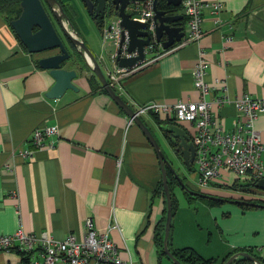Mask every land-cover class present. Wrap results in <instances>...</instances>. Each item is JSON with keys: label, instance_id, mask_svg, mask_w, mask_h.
<instances>
[{"label": "crops", "instance_id": "crops-1", "mask_svg": "<svg viewBox=\"0 0 264 264\" xmlns=\"http://www.w3.org/2000/svg\"><path fill=\"white\" fill-rule=\"evenodd\" d=\"M61 1L73 5L74 15L82 8L90 18L81 1ZM201 1L218 3L221 8H203L200 38L186 42L184 36L167 49L161 46L165 53L154 60L146 54L149 61L123 78L118 92L130 107L195 101L199 92L193 86L192 70L201 53L205 81L220 86L206 100L212 95L225 98L211 112L229 132L238 121L237 98L243 94L264 98V0ZM174 13L183 15L180 7ZM181 23L187 29L184 16ZM74 25L92 52L95 39L105 46L104 51L113 49L108 42L103 44L94 24L89 41ZM227 37L231 38L228 42ZM71 55L64 66L77 72L73 81L77 90H66L58 99L47 98L45 92L53 80L36 64L40 55L25 50L0 13V235L21 229L53 240L72 233L80 240L84 222L91 216L95 230L108 234L122 259L134 264H170L159 257L155 238L166 213L165 198L158 190L161 172L156 153L108 94L99 86L91 88V71L78 54ZM108 55L104 59L99 52L96 58L100 64L107 62L111 70ZM142 120L154 125L174 121L190 140L194 132L191 124L170 118L146 116ZM51 126L56 127V134L45 135L42 147L34 148L32 130ZM254 127L264 147V113ZM26 149L34 150L31 158L19 153ZM180 169L186 173L182 163ZM229 174L211 186L217 189L215 193L197 191L206 197L188 199L182 190V197L173 191L171 248L191 249L204 259L218 260L251 248L264 260V207L245 205L264 204V191H242L247 194L239 197L218 193L232 188L236 178ZM22 259L15 248L0 251V264Z\"/></svg>", "mask_w": 264, "mask_h": 264}, {"label": "built area", "instance_id": "built-area-1", "mask_svg": "<svg viewBox=\"0 0 264 264\" xmlns=\"http://www.w3.org/2000/svg\"><path fill=\"white\" fill-rule=\"evenodd\" d=\"M127 8L131 18L147 23L150 41L144 47L145 57L136 61L130 67H118L114 61L118 56H136L137 51H127L128 36L123 30L117 17L105 22L102 28V42L113 46L110 59L113 68H106L107 81L113 87H119L123 78L136 72L145 65L149 59L146 54H152L151 59L161 57L165 52L155 39L152 16V0H146ZM209 8L217 11L221 8L218 3L205 4L201 0H181L180 8L186 19L185 41L190 42L200 38L202 10ZM122 32L124 40L120 43ZM231 38L227 37L226 41ZM206 75L205 60L200 53L192 70L193 86L199 92L195 101L177 100L172 103L148 102L143 105H133L134 115L140 118L155 116L157 118H170L177 122H186L193 126L194 132L191 142L194 146V160L191 165L196 173L194 185L200 188L211 187L224 174H233L235 182L256 183L264 175V162L261 153L264 147L254 123L261 113H264V98H256L243 94L234 101L238 112V121L231 131H225L223 122L211 112L213 106L219 107L226 101L222 96H213L206 100L216 88L210 86L204 79ZM129 123L132 118H128ZM57 129L51 127H36L32 130L30 140L34 148L42 147L45 135L56 134ZM52 145V144H51ZM24 158H31L34 150H20ZM197 166V169L196 167ZM234 182V183H235ZM237 186L235 190H240ZM247 188V187H245ZM201 190V189H200ZM15 248L24 254L27 260L16 264H134L131 259H122L118 248L107 233H98L93 225V218L87 217L84 222V235L77 240L70 233L62 240H53L45 234L36 236L18 229L12 234L0 235V251Z\"/></svg>", "mask_w": 264, "mask_h": 264}, {"label": "water", "instance_id": "water-1", "mask_svg": "<svg viewBox=\"0 0 264 264\" xmlns=\"http://www.w3.org/2000/svg\"><path fill=\"white\" fill-rule=\"evenodd\" d=\"M79 1H81L90 16L92 14H104L106 12V7H112L115 13L111 17L120 19L119 25L127 32L128 36L127 51H137L138 54L129 58L118 56L114 61L115 65L118 67H130L136 61L144 59V47L147 46L150 41L149 31L147 30L148 24L131 18L132 14L127 11V8L134 5L139 6L138 3L146 0ZM164 3L167 9L159 8L158 0H152V16L150 18V23L153 25L155 39L164 49H167L184 37L186 29L181 23L183 15L174 13L177 7L180 6L181 0H164ZM20 8V15L16 19L11 20L9 24L26 51L30 54H39L41 52H48L51 49L55 50L54 54L38 57L36 62L38 67L47 71L48 75L53 80V84L45 92V96L49 99H58L66 90H77L76 85L73 83L77 77V72L74 69H68L64 66L72 56L68 48L71 45L87 65L92 75L96 77L100 86L108 94L111 101L122 109L128 118H132V122L138 126L153 148L160 167L162 189L166 202L163 252L173 264H182L172 255L168 246L172 218V195L167 182V172L173 174L179 184V188L186 190L192 195L206 197V195L202 193L189 189L181 180L182 176L187 178L186 173L183 171V173L179 175L174 168V161L182 163V165L186 167V171H188L187 168L193 163L194 146L189 136L181 126L177 125L178 123L174 121L155 125L168 146L171 158L165 154L160 147L154 131L142 120V118L134 115L132 108L121 97L118 90H115L114 87L109 84L105 74L102 72L99 60L79 37L66 13L63 11L59 0H20ZM53 19L56 21L61 31L55 27ZM123 40L124 35L122 32L120 43H122ZM238 186L244 188L253 186L264 191V175L262 178L258 179L256 183L239 182ZM239 256L252 260L254 264H260L252 255L246 252L233 253L223 264H230Z\"/></svg>", "mask_w": 264, "mask_h": 264}, {"label": "trees", "instance_id": "trees-1", "mask_svg": "<svg viewBox=\"0 0 264 264\" xmlns=\"http://www.w3.org/2000/svg\"><path fill=\"white\" fill-rule=\"evenodd\" d=\"M59 1H60L61 5H62L63 11L66 13V15L68 17L70 23L75 28V25H74L73 20H72V17L74 16L73 8L69 7L68 6L69 4L68 5L67 4H63V2L61 0H59ZM158 7L161 8V9H167V7L165 6L164 0H158ZM179 7L180 6H178L177 8H179ZM20 12H21L20 0H0V13L3 14L5 21L8 23L9 26H10L9 22L11 20H13V19H16L20 15ZM114 13H115V11L113 10L112 7H110L105 14L91 15L90 18H91L93 24L96 26V28L98 30H101L105 20L110 18L112 15H114ZM75 30H76V28H75ZM76 32H77V30H76ZM16 38H17V36H16ZM92 77L89 80L91 88L94 89V88L99 86L100 89L104 90L100 86V84H99L98 80L96 79V77L94 75H92ZM119 110L122 111L120 108H119ZM155 118H157V117H155ZM157 122H158V124H162L163 123L162 121H157ZM187 169H188V171H190V170H192V167L190 166ZM181 180L184 182V184L189 189L195 190V191H199V189L197 187L193 186L188 181L187 178L182 176ZM167 182H168V186H169V189H170V193L172 195V212H173V210L175 208V198H174V194H173V189H174V187L179 186V184H178L176 178L170 172H167ZM237 186L238 185L235 182L232 185V188L236 189ZM180 189L183 191V193L185 194V196L188 199H195L196 196L191 195L189 192H187L186 190H183L182 188H180ZM158 190H159V192L162 194V196L164 198L161 180L158 183ZM240 190L252 193V192H255L256 190H259V189H257L256 187L250 186V187H247V188H241ZM163 200H164V205L166 207L165 199H163ZM214 200H216V199H214ZM241 203H244V202H241ZM248 204H254L256 206L264 207V204L245 203V205H248ZM165 207H164V211H166ZM164 226H165V216L162 217V220H161L160 224L158 225L159 229H158V233H156V237H155L156 241H157V245H158V255H159L160 258H165V259H167L170 262V264H173L170 261V259L165 255V253L163 252ZM168 246H169V249H170V252L172 253V255L179 262H181L182 264H223V262L226 261L229 256H231L233 253H236V252H246L247 254L252 255L257 260V262H259L260 264H264V260L261 257H259L257 255V253L254 252L251 248H244V249H241V250H236V252L234 251L232 254H229L226 257L218 260L216 258L204 259V258L200 257L197 253H195L191 249H187V248H181V249L171 248L170 245H169V242H168ZM19 253L24 257L23 260H27L26 257L24 256V254H22L21 252H19ZM230 264H254V262L252 260L248 259V258L239 256L236 259H234Z\"/></svg>", "mask_w": 264, "mask_h": 264}, {"label": "rangeland", "instance_id": "rangeland-1", "mask_svg": "<svg viewBox=\"0 0 264 264\" xmlns=\"http://www.w3.org/2000/svg\"><path fill=\"white\" fill-rule=\"evenodd\" d=\"M74 10V9H73ZM77 11H76V15H74L73 17H72V20L75 22V24L78 26V28L80 29V31L84 34V35H88L87 37H86V39L89 41V38H90V29L92 30L94 27V25L92 24V22H91V19L90 18H88V15L86 14V12H85V10L84 9H82V8H79V9H76ZM73 22V23H74ZM92 26V27H91ZM56 27H57V29L59 30V31H61V29L58 27V25H57V23H56ZM91 39V38H90ZM95 41H96V45H95V47H93L92 48V50H93V52H92V54L96 57L97 55H98V53L100 52L101 53V56L102 57H104V56H106L107 57V54H109L108 55V58L110 57V55H111V53H112V51H113V49H111L110 51H108V50H105L104 51V49H105V46L103 47L102 46V44H101V46H100V41L97 39H95ZM68 44V43H67ZM86 45V44H85ZM70 47H72L71 45H70ZM101 48V49H100ZM104 59H105V57H104ZM106 64V65H105ZM109 65V64H108ZM107 62H105L104 64L103 63H101V69H102V72L104 73V74H106L107 73V71H106V68H107ZM145 123L154 131V133H155V135H156V137L158 138V141H159V144H160V147L162 148V150L165 152V154L169 157V158H171V154H170V151H169V149H168V146H167V144H166V142L163 140V138H162V136L160 135V133H159V131H158V129L156 128V126L153 124V123H151V122H148L147 120H145ZM196 167V169H197V166H195ZM174 168H175V170L177 171V173L179 174V175H181L182 173H183V170L182 169H180V163H178V162H176V161H174ZM229 175H231L232 177H234V175L233 174H229ZM186 176H187V179H188V181L192 184V185H194V183H195V178H196V173L193 171V169L192 170H190V171H186ZM203 192H207V193H215V191L217 190V189H214V187H206V188H200ZM218 193H220V194H224V195H227V196H232V197H239V196H243V195H245V194H247V193H245V192H242V191H239V190H235V189H232V188H222V190L221 189H219L218 191H217ZM174 193L176 194V196H179V197H182L183 195H182V191H181V189L179 188V186H176L175 188H174ZM178 197V198H179Z\"/></svg>", "mask_w": 264, "mask_h": 264}, {"label": "flooded vegetation", "instance_id": "flooded-vegetation-1", "mask_svg": "<svg viewBox=\"0 0 264 264\" xmlns=\"http://www.w3.org/2000/svg\"><path fill=\"white\" fill-rule=\"evenodd\" d=\"M108 6H109V5H108ZM69 7L73 8V5L71 4V5H69ZM108 9H109V8L106 7V10H105V11L107 12ZM106 12H105V13H106ZM105 13H104V14H105ZM99 14H100V13H99ZM92 15H98V14H92ZM112 18H113V17L106 19L105 22H108V20H110V19H112ZM53 22H54V25H55V27H56V21H55L54 19H53ZM105 22L103 23V26L105 25ZM103 26H102V28H103ZM56 28H57V27H56ZM102 28H101V30H100L101 32H102ZM159 45H160V44H159ZM160 46H161V45H160ZM68 48H69L71 54H72V53H73V55H74V54H78V53L75 51L74 47H70V46H69ZM70 48H72V49H70ZM44 53H49V54H47V55L54 54V53H55V50L51 49L50 51H48V52H44ZM42 54H43V52L39 53V54H38V55H40L39 57H41V56H43V55L46 56V54H43V55H42ZM114 89H115V90H118V87H114Z\"/></svg>", "mask_w": 264, "mask_h": 264}]
</instances>
